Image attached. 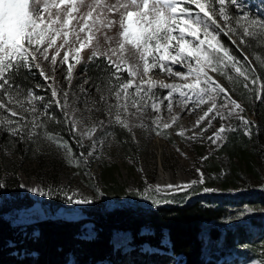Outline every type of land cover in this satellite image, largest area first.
<instances>
[{
    "label": "snow or ice",
    "instance_id": "obj_1",
    "mask_svg": "<svg viewBox=\"0 0 264 264\" xmlns=\"http://www.w3.org/2000/svg\"><path fill=\"white\" fill-rule=\"evenodd\" d=\"M116 27L119 28L116 47L103 53L94 50L89 57L92 61L100 56L107 60L106 65H97L102 73H107L101 85H97L100 100L84 101L87 117L83 112L77 116L79 109L69 113V94L54 86L55 76H48L42 63L48 61L55 71L60 57L61 66L68 64L65 79L70 83L75 66L68 63L70 56L75 63H80V53L93 46L96 34L102 29L111 31ZM104 35L106 42L111 44L112 37L107 32ZM222 36L241 51L243 48H264V14L246 11L240 0H0V132L7 131L13 137L37 144L44 141L49 146L54 145L64 152L69 164L83 165L86 169L89 158H95L97 146L102 147L104 140L114 135L105 131L106 128L118 125L130 130L128 115L142 116L148 108L160 113L162 106L171 113L174 101L187 111L209 105L196 121L197 125L207 118L208 127H211L212 120L217 117L235 116L245 134L251 135L254 122L240 115L245 109L212 73L223 76L230 84L242 83L262 103L264 81L248 56L242 59L237 56ZM129 47L136 53L135 64L129 63L125 56ZM254 58L264 66V53L255 54ZM34 68L44 80L53 81L46 86V90L50 89L47 99L21 82L28 79L25 73L35 75ZM157 69L183 83L154 80L152 74ZM157 88L167 90L166 94L158 93ZM81 91L86 90L82 88ZM221 100L223 103H218ZM100 103L102 109L97 107ZM54 107L60 109L62 118L53 111ZM130 108L135 112L130 113ZM99 111L107 115V124L102 120L85 123ZM178 118L172 115L164 122L163 117L157 115L152 123L157 128L167 129ZM62 124H67L68 130L77 137L79 148H84L85 138L91 141L86 155L84 152L75 154L60 131L51 127ZM77 125L83 126V130H78ZM98 129L102 132L99 137L96 136ZM235 130L233 125H221L208 139L216 143L226 139L225 133ZM178 134L183 136L184 132ZM190 138L195 139V136ZM85 175L90 173L86 171ZM198 182H204L202 173L199 181L193 180L189 185L166 187L175 192ZM4 186L0 183V188ZM28 190L46 194L40 189ZM154 191L160 193L164 189L155 186ZM75 195L68 196L70 202L91 203L87 198L75 199Z\"/></svg>",
    "mask_w": 264,
    "mask_h": 264
},
{
    "label": "rangeland",
    "instance_id": "obj_2",
    "mask_svg": "<svg viewBox=\"0 0 264 264\" xmlns=\"http://www.w3.org/2000/svg\"><path fill=\"white\" fill-rule=\"evenodd\" d=\"M240 3L245 6L246 11H250L253 14H264V0H240ZM104 32H107V35L112 37L111 44L106 42ZM118 32V27L113 28L111 31L102 29L98 32L93 41V46L84 49L80 53V63H75L70 56L68 63L75 65L72 68L70 83L68 79H65L68 64L61 66L59 63L60 57L57 58L55 71H53V66L48 61L42 63L45 73L48 76H55L54 86L69 94L68 102L70 106L67 109L69 113H71L73 109H79L80 111H77L76 115L80 116L81 112H83L84 117H87L89 113L84 111V101L87 100L91 102L100 100V92L97 91V84L88 76L87 66H97L100 65L99 62H103L102 65H106L107 60L104 56L96 58L95 61L89 60V57L94 50L103 53L108 52L109 48H115L119 40ZM221 39L226 45L232 48L233 52L241 59L244 55H247L249 61H251V65L255 67L261 81H264V66H261L254 58L255 54L264 53V48H243L241 51L237 49L235 45H232L227 37L222 36ZM253 44L255 45V42H253ZM110 54L109 52V55ZM62 55L63 53H61V56ZM125 56L129 63L135 64L137 62L136 53L130 47L125 53ZM115 59L116 57H113V60ZM124 75H127L126 72ZM212 75L220 84L230 91L232 98L245 109L240 115L254 122L253 134L258 124L256 122V117L253 116L252 111L248 108L247 101L248 99L254 100V102H258L262 108H264V103L256 99L255 93H249L242 86V83L230 84L223 76L215 73H212ZM152 78L154 80H163L165 83H183L182 80L169 78L166 74L160 73L158 69L154 70ZM240 79L241 81L243 80V78ZM50 83H53V81H46L43 78L42 87L35 89L36 93L44 96L46 99L49 98L50 89L46 90V86ZM37 84H39L38 81L34 80L29 86ZM82 88L86 91H81ZM232 88H235V91H231ZM155 91L161 94H166L167 92V90L159 88L155 89ZM218 103H223V101H218ZM182 106L183 105L178 104L176 108L172 109L171 113H169L166 107H162L160 113H156L152 111L151 108H148L142 116L128 115L127 122L130 130H126L133 138L131 150L124 149L116 139L114 130L120 126L117 125L106 128L105 131L112 132L114 135L108 136L104 140L102 147L99 145L97 146L95 158H89L87 169L83 165L77 167L69 164L68 160L65 158L64 152L57 149L54 145L49 146V144L44 141H40L39 144H37L12 136L14 140H18L17 142L20 143V145H23L21 149L26 151L22 154L17 153L16 151L19 149L15 143L0 147V172L2 173L0 183L5 185L2 187V191H0V207L4 204L5 200L10 197L8 188L10 182L16 178L20 185V191L30 195L36 202L41 201L45 204H49L54 211L55 208L52 200H54L53 198L55 197L59 205L57 209H63L61 212L56 213H62L65 210L70 211L74 216H83L82 220L86 221V223L82 228V237L85 239H93L96 236V231L93 223L89 221L92 209L95 207L106 212L110 208H116L113 205L115 202H112L113 198L110 195L111 188L114 184L107 185L102 175V167L104 164L114 170L113 177L116 183L123 186L128 193L143 192L148 196V194L154 191L155 186H160L164 191L158 194L166 197L185 193L196 186L207 184L209 182L208 178L210 177L208 173V162H214V158L218 156L217 153L223 146L228 135L234 131L225 133L226 139L217 140L216 143H213L208 137L213 136V133L216 132L221 125L226 127L228 125H233L236 127L235 131L241 130L244 134L245 131L239 126V121L235 116L228 119H220L217 117L212 120L211 127H208L207 118L197 125L196 121L204 114V111L207 110L209 105H202V108L192 111L189 116H186L185 113H179ZM97 107L102 109L103 104H97ZM53 111H55L58 117L62 118V116H59V108L54 107ZM129 112L132 113L135 112V110L130 108ZM157 115H161L163 118L168 117L167 120H163L164 122H168L172 115L181 117L177 119L174 124H171L169 128L163 129L162 126L161 128H157L156 125L152 123L153 118ZM209 115L211 116L213 114ZM97 120H102L107 124L108 117L103 111L94 112L92 119L90 121L85 120V123L91 124L95 123ZM65 125L67 126V124H62L52 125L51 127L60 131V134L65 140L70 138L68 142L75 154L78 155L80 152H84L86 155L87 151L90 150L88 146L91 141L85 138L83 140L84 148H79L76 145L77 137L73 133L67 132L65 129H60V127H65ZM77 129L83 130V126L77 125ZM202 129H206V131H202ZM62 130H64V132ZM181 131L184 132L183 136L178 134ZM4 132L8 133L7 131H3V133ZM159 132H163L164 134H158ZM1 133L2 132H0V134ZM101 135L102 132L98 129L96 136L99 137ZM251 135L247 136L250 137ZM193 136H195V139L190 138ZM213 138L215 139V137ZM263 149L264 134L257 148L259 153L258 159L260 160L264 175ZM204 157H207V159H204ZM86 171H88L90 175H85ZM201 173L204 176L203 183L198 182L190 188H182V190L175 192L166 187L167 185H189L193 180L199 181ZM21 185H23V187H21ZM209 186L210 187H206V189L210 190L208 192L224 193L227 196L231 193L242 192L246 189L242 185H235L229 190L224 191L222 190V185L218 183ZM252 187L262 188L264 184L252 183ZM28 189H40L46 194L40 195L39 191L33 192ZM149 189L152 190L149 191ZM65 193H67V195H65ZM73 193L76 194L74 197L75 199L87 198L91 203L75 204L70 202L68 196H72ZM49 194H51V198ZM245 214V212H239L235 216L242 217ZM34 215V217L44 216V211L39 208L34 212ZM22 229L25 230V227H22ZM150 232L151 230L149 227H144L142 229L143 234H148ZM134 243L135 240L130 231H114L112 235V246L115 251V259L97 264L185 263L183 256H175L171 253V243L166 232L164 233L161 243L162 249L144 244L143 248H139L138 252L134 254ZM146 252L150 257L148 259L141 258L140 254ZM234 258L235 255L233 253L229 251L225 252V259L234 262L233 264H253V261L249 262V258H241L238 262L233 261ZM69 264L77 263L71 257Z\"/></svg>",
    "mask_w": 264,
    "mask_h": 264
},
{
    "label": "trees",
    "instance_id": "obj_3",
    "mask_svg": "<svg viewBox=\"0 0 264 264\" xmlns=\"http://www.w3.org/2000/svg\"><path fill=\"white\" fill-rule=\"evenodd\" d=\"M87 70L97 85H101L102 77L107 75L95 65L87 66ZM32 72L35 75L25 73L28 79L21 82L37 89L36 85L29 84L37 80L41 85L43 77L38 69L34 68ZM247 103L258 126L250 137L241 130L228 135L214 162H208L210 177L207 184L166 197L154 191L148 196L143 192L128 193L116 183L114 170L104 164L102 175L107 185L114 184L110 195L116 208L106 212L95 207L92 209L89 221L96 231L93 239L82 237L86 223L83 216H74L71 212L56 213L63 209H57L59 205L55 197L52 218H32L30 212L36 201L20 191L19 182L14 178L8 188L10 197L0 207V264H69L71 257L77 264L112 261L115 259L112 235L117 230L132 233L134 254L144 244L162 249L166 232L171 253L183 256L184 264H233L225 259L227 251L235 255V262L241 258H249V262L257 264L264 261V187H252V183L264 184L257 151L264 134V108L254 100L248 99ZM60 129L70 132L68 125ZM114 133L124 149H132L133 138L126 129L117 127ZM66 140L70 141V138ZM17 141L8 133L0 134V147L15 143L19 149L16 152L22 154L26 150H22L23 145ZM1 177L0 172V180ZM216 183L222 185L224 191L235 185L246 189L229 196L205 191L206 187ZM239 212L246 214L236 217ZM144 227H149L151 232L143 234ZM140 255L144 259L150 257L147 252Z\"/></svg>",
    "mask_w": 264,
    "mask_h": 264
},
{
    "label": "water",
    "instance_id": "obj_4",
    "mask_svg": "<svg viewBox=\"0 0 264 264\" xmlns=\"http://www.w3.org/2000/svg\"><path fill=\"white\" fill-rule=\"evenodd\" d=\"M38 207H41L44 211V217H42L41 219H44L46 217L48 218H52L53 217V210L51 208V206L49 204H45L41 201L39 202H36L35 205H34V208L32 209V211H35ZM66 212H70V211H63L62 213H66Z\"/></svg>",
    "mask_w": 264,
    "mask_h": 264
},
{
    "label": "bare ground",
    "instance_id": "obj_5",
    "mask_svg": "<svg viewBox=\"0 0 264 264\" xmlns=\"http://www.w3.org/2000/svg\"><path fill=\"white\" fill-rule=\"evenodd\" d=\"M166 103V102H165ZM177 105H178V103H176L175 101L173 102V108L172 109H174V108H176L177 107ZM163 107V106H162ZM189 107H191V106H189ZM200 108H202V107H200ZM179 113L180 114H186V116H189L191 113H192V111H187V110H185L184 109V107L182 106L181 108H180V110H179ZM179 118L181 117V116H178ZM178 118V119H179ZM168 119V117H165V118H163V120H167Z\"/></svg>",
    "mask_w": 264,
    "mask_h": 264
}]
</instances>
